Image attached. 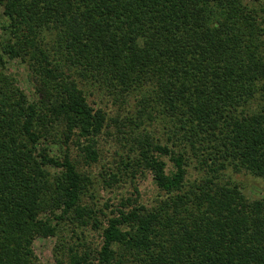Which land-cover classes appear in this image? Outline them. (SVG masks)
I'll return each instance as SVG.
<instances>
[{
  "label": "trees",
  "instance_id": "16d2710c",
  "mask_svg": "<svg viewBox=\"0 0 264 264\" xmlns=\"http://www.w3.org/2000/svg\"><path fill=\"white\" fill-rule=\"evenodd\" d=\"M87 85L133 113L108 116ZM110 126L126 145L103 184L147 173L152 202L136 186L83 201L77 163ZM227 166L264 178V0H0V264H35L38 235L56 237L52 264H264V195Z\"/></svg>",
  "mask_w": 264,
  "mask_h": 264
},
{
  "label": "rangeland",
  "instance_id": "374dc122",
  "mask_svg": "<svg viewBox=\"0 0 264 264\" xmlns=\"http://www.w3.org/2000/svg\"><path fill=\"white\" fill-rule=\"evenodd\" d=\"M7 70L16 74L18 77L17 84L23 88L29 95H33V89L30 82L27 80L28 75L23 64L15 59L9 60L7 63ZM86 89L87 100L93 106H102L107 115L115 116L118 114H132L134 98L129 97L126 102L118 103L112 98V95L106 93L102 89H96L92 85L84 86ZM254 105V101L252 102ZM153 127V126H152ZM159 128V127H157ZM110 131L102 132L98 142L99 156L95 161L88 164L77 163L79 168L88 174L90 183L87 184L82 199L84 202L93 204L95 206H102L104 202L117 203L120 197L133 194V186H136L139 192V200L144 203L152 202L155 197L156 190L150 181L147 173L135 174L133 179L129 176L120 175L114 185L105 186L101 180L103 171H114L119 154L124 153L125 143L121 141V137L114 135L113 127L108 128ZM132 134L138 130L132 128L127 130ZM140 129V127H139ZM138 133V132H137ZM156 133V132H155ZM123 147H122V145ZM79 157L74 156V159ZM187 178L192 179L196 176L203 175L205 167L200 166L197 157L190 156V161L186 166ZM221 175L224 179L236 182L243 193L248 197H259L264 195V178L253 176L244 171H234L230 166L221 170ZM64 230V229H63ZM62 232L66 233L65 239L71 242L72 237L69 230L65 227ZM84 236L86 240L92 241L93 244L97 243L98 236L95 231L89 227H84ZM71 238V239H70ZM56 242L55 236H35L32 241V248L35 254V264H52L53 260V246Z\"/></svg>",
  "mask_w": 264,
  "mask_h": 264
}]
</instances>
